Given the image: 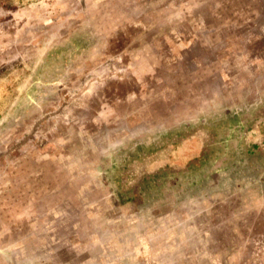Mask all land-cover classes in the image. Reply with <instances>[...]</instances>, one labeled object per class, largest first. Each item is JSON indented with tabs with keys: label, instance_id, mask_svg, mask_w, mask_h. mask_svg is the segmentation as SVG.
<instances>
[{
	"label": "crops",
	"instance_id": "obj_1",
	"mask_svg": "<svg viewBox=\"0 0 264 264\" xmlns=\"http://www.w3.org/2000/svg\"><path fill=\"white\" fill-rule=\"evenodd\" d=\"M58 2L51 11L29 7L20 21H0V264H89L88 246L51 252L48 248L53 233L50 227L59 226L64 215L58 212V205L56 209L50 206L47 193L62 191L63 175L79 172L78 153H113V142L127 143L114 138L124 127L148 131L149 126L173 125L183 113L191 121L194 111L205 116L218 109L208 100L210 78L217 79L216 93L222 98L216 99H222V106L238 107L235 93L246 78L258 73L261 59L264 66V43L257 36L247 38L242 52L233 49L232 58L221 54L225 39L213 37L208 27L201 26L198 39L175 34L150 38L147 18L151 14L156 13L152 29L162 30L165 22L169 29H176L172 14L177 9L154 4V0ZM248 4L250 13L264 11V0H248ZM219 8L216 6L218 12ZM224 8L225 3L223 12ZM240 8L235 1L232 12ZM251 22L256 25L250 29L264 31V21L259 27L255 18ZM10 31L16 32L14 38L17 32L25 37L13 40ZM239 42L235 37L230 46ZM259 42L262 48L257 50ZM50 43L62 46L64 54L57 53L58 49L52 54ZM214 45L215 60L207 54ZM226 59L234 61L226 65ZM13 61L19 62L14 65L20 67L19 74L14 66L2 69L6 64L1 63ZM32 62L35 65H29ZM241 71L248 74L241 76ZM227 78L233 82L229 84ZM84 79L93 98L81 104L75 87ZM67 104L76 110L70 120L62 115ZM99 128L105 143L100 151L95 141ZM120 147L123 144L117 145ZM137 228L141 230L134 240L119 242L120 246L132 244L134 258L158 249L151 239L161 236L159 227ZM70 231L73 237H80L75 229ZM173 235L167 232L166 237L170 240ZM71 255L73 259L67 261Z\"/></svg>",
	"mask_w": 264,
	"mask_h": 264
},
{
	"label": "rangeland",
	"instance_id": "obj_2",
	"mask_svg": "<svg viewBox=\"0 0 264 264\" xmlns=\"http://www.w3.org/2000/svg\"><path fill=\"white\" fill-rule=\"evenodd\" d=\"M235 1L241 8L233 13ZM158 3L177 9L176 15L172 14L176 16V29H169L166 22L162 30L152 29L156 13L151 14L147 18L150 38L175 34L198 39L201 26L208 27L213 37L225 39L221 54L225 53L226 58L233 54V49L242 52L248 37L257 36L264 43V31L249 28L256 25L249 24L254 18L260 26L264 11L250 13L248 0H154V4ZM58 4L57 0H0V21L9 22L10 18L20 21L29 7L37 11L43 6L51 11ZM216 6L221 7L219 12ZM191 9L192 13L188 12ZM10 33L14 38L16 32ZM17 33L13 40L25 37ZM235 37L240 42L230 46ZM258 46L256 49L260 50V42ZM48 48L52 54L57 49V53L64 54L62 46L55 43H50ZM192 48L195 54V45ZM216 52L214 45L208 50V57L215 60ZM226 60V65L234 61ZM261 60L258 73L246 78L234 95L238 107L222 106V99H216L222 98V94L216 93L217 79L210 78L208 100L218 109L210 110L205 116L194 111L191 121L189 114L183 113L173 125L145 126L148 131L143 127L142 131L138 130L140 127H124L114 136L127 140L125 145L122 143L121 151L117 145L122 144L113 142V153H78L83 169L71 177L63 175L62 191L47 193L50 206L58 205V212L64 215L59 226L50 227L53 233L49 251L73 245L80 250L88 246L92 260L89 264H264V66ZM18 63H1L6 64L2 69H12ZM15 69L19 74L20 67ZM245 74L248 71H241V76ZM85 80L75 87V92L80 91L76 97L81 99V104L93 98ZM75 112L67 104L62 115L70 120ZM100 132L99 128L95 138L98 151L105 145L104 134ZM127 133L132 140H128ZM154 149L158 153H141ZM139 225L148 230L159 227L161 236L151 239L158 249L134 258L132 244L120 246L119 242L134 240L141 230L137 228ZM73 229L80 237L72 236ZM167 232L174 234L170 240ZM167 244L173 247L169 249ZM69 258L72 260V255L67 261Z\"/></svg>",
	"mask_w": 264,
	"mask_h": 264
}]
</instances>
